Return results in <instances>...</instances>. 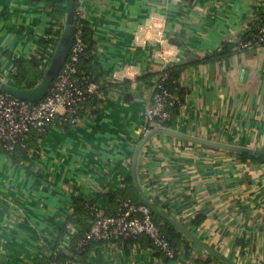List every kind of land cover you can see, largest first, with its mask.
Returning <instances> with one entry per match:
<instances>
[{
    "label": "crops",
    "instance_id": "obj_1",
    "mask_svg": "<svg viewBox=\"0 0 264 264\" xmlns=\"http://www.w3.org/2000/svg\"><path fill=\"white\" fill-rule=\"evenodd\" d=\"M80 6L110 87L89 118L43 133L27 158L14 161L0 150V264L39 262L57 251L65 264H224L191 240L188 252L167 263L147 236L90 242L81 251L82 223H67L61 233L55 228L72 214L75 196L116 212L109 192L125 194L152 86L172 65L184 66L185 93L174 129L264 151V49L233 50L258 24L264 0H81ZM61 18L40 0H0V48L13 57L51 54L50 22ZM10 67L0 51V72ZM137 176L149 201L220 254L264 264V161L158 133L139 152Z\"/></svg>",
    "mask_w": 264,
    "mask_h": 264
},
{
    "label": "built area",
    "instance_id": "obj_2",
    "mask_svg": "<svg viewBox=\"0 0 264 264\" xmlns=\"http://www.w3.org/2000/svg\"><path fill=\"white\" fill-rule=\"evenodd\" d=\"M80 3L81 0L75 5L77 19L69 54L48 93L41 100L29 103L0 92V150L8 156L18 147L26 148L27 139L33 131L47 133L56 125L77 124L92 115L93 106L89 102L106 99L105 93L95 83L88 81L85 76L76 77L77 64L85 55L81 35L84 18ZM261 16H264V11ZM253 48L264 49V20H260L245 38L233 46V50ZM166 77L167 73L161 72L152 86L151 100L146 107L142 126L143 135L153 128L165 126L164 123L170 119L168 107L178 100V95L164 85ZM91 212L94 218L78 238V249L90 242L108 243L147 236L155 251L169 260L177 259L176 250L154 223L148 206L120 197L117 199L116 212L106 213L97 204L91 207ZM30 264H37V261Z\"/></svg>",
    "mask_w": 264,
    "mask_h": 264
},
{
    "label": "trees",
    "instance_id": "obj_3",
    "mask_svg": "<svg viewBox=\"0 0 264 264\" xmlns=\"http://www.w3.org/2000/svg\"><path fill=\"white\" fill-rule=\"evenodd\" d=\"M44 4V9L47 13L50 14L52 17H56L58 20L61 18L62 10V0H40ZM79 3V0H75V5ZM260 20H264V16H261ZM259 20V21H260ZM60 21L58 23L50 22V31L52 32L53 36L57 38L60 30ZM255 26L252 27L254 29ZM82 31V39L84 42V53L85 55L82 57L80 62L77 64V72L76 77L80 78L82 76H85L86 79L90 82L99 84V88L106 94L108 92V88L110 87V82H106V71L101 70L98 67V63L96 61V44L93 39V33L91 28L88 24H86L85 21H83V25L81 27ZM0 51L6 56L9 63L11 64L10 69L8 70L7 76L10 77L15 81V83L19 85H25V86H32L34 85L37 80L40 78L43 68L46 64V62L49 59L50 54H46L45 52H36L34 54H31L27 57L25 56H18L13 57L9 52L3 51L0 48ZM52 52V49H51ZM225 52H222L218 54V56L225 55ZM184 66L183 65H172L169 68L164 69L167 73V77L164 81V85L166 88L178 95V100L175 101L171 106L168 107V111L170 113V119L167 120L164 124L167 127L175 128V121L178 117L183 104H184V89L181 88L179 85L180 75L183 71ZM162 71V72H163ZM98 100L95 99L93 102H89L90 106H93V111L95 110L96 104ZM43 133H39L36 131H33L26 142V148H16L15 151L10 155L12 160L17 161L20 158H27L28 151L32 147L31 142L34 140L42 137ZM214 149V148H213ZM240 155L243 159H254L259 161H264V155L254 156L246 153H237ZM124 186L126 187L125 194L123 196L119 195L116 196L115 192H109L110 195H108L110 201L116 200L120 197H126L132 200L133 202L138 203L139 202V196L135 192V187L133 184V179L128 172L124 178H123ZM129 190V192H127ZM131 191V193H130ZM95 200H86L80 196H75L72 200L73 208H72V214L67 216L65 223L62 226H57L55 229L58 233H61L67 223H82L84 225V230H86L91 222V220L94 218L91 207L95 205ZM117 201V200H116ZM152 218L154 223L159 227L160 231L162 232L163 236L169 241L171 246L174 247L176 250V254H179V251L183 250L184 252H188L190 248V240L187 238H184L183 235L178 232L170 223L163 220L161 217L155 215L152 213ZM201 220V217L196 218L193 220L194 224H197ZM83 230V231H84ZM82 235V234H81ZM80 235V237H81ZM79 237V238H80ZM142 237V236H141ZM139 238H127L123 239V241H137ZM147 243L154 248L152 245L150 239L147 238ZM87 245L83 246L85 248ZM78 249L81 250L82 249ZM158 255H161L159 252L155 251ZM162 256V255H161ZM177 256V255H176ZM66 257L63 253L60 251H57L55 254H49L47 256H42L39 262L37 264H53L54 262H57L59 264H65ZM163 260L165 263L169 261L168 258L163 256ZM197 264H210L211 260L205 259H196Z\"/></svg>",
    "mask_w": 264,
    "mask_h": 264
},
{
    "label": "water",
    "instance_id": "obj_4",
    "mask_svg": "<svg viewBox=\"0 0 264 264\" xmlns=\"http://www.w3.org/2000/svg\"><path fill=\"white\" fill-rule=\"evenodd\" d=\"M62 10L63 12L60 23V30L57 36L56 43L37 82L32 86L19 85L6 74L0 72V92L16 100H23L29 103L41 100L48 93L54 78L62 68L69 54V50L75 35V21L77 19V16L75 14V0H62ZM151 43L155 45L154 42ZM158 133L169 134L187 141L199 143L211 148L221 149L229 152L246 153L259 156L264 155V151L227 143L221 140H214L211 136H193L167 126H160L153 128L149 132L144 134L136 143L131 155L130 173L139 196V203L148 206L152 213L170 223L183 236L193 241L199 247L203 248L212 258H216L224 264H238L228 257L220 254L217 250L206 244L200 238L196 237L188 228L183 226L179 221L170 216L156 204L149 201L146 197L140 186L137 176V160L139 152L143 145L153 135Z\"/></svg>",
    "mask_w": 264,
    "mask_h": 264
}]
</instances>
